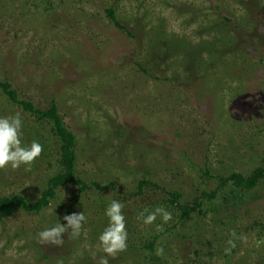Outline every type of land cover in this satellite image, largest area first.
<instances>
[{
    "label": "rangeland",
    "instance_id": "374dc122",
    "mask_svg": "<svg viewBox=\"0 0 264 264\" xmlns=\"http://www.w3.org/2000/svg\"><path fill=\"white\" fill-rule=\"evenodd\" d=\"M110 8L132 37L115 28ZM0 82L36 109L54 104L76 138L75 176L114 187L79 193L69 185L40 214L0 221V264H98L113 200L124 205L128 247L109 264H264V179L236 211L220 192L163 235L179 217L167 195L147 187L134 196L147 180L190 204L219 178L264 168V0H0ZM16 113L22 144L36 141L43 152L31 171L0 170V196L31 203L61 171L60 142L51 122L0 91V117ZM157 207L171 212L168 223L138 219ZM72 212L87 218L78 238L38 243Z\"/></svg>",
    "mask_w": 264,
    "mask_h": 264
},
{
    "label": "trees",
    "instance_id": "16d2710c",
    "mask_svg": "<svg viewBox=\"0 0 264 264\" xmlns=\"http://www.w3.org/2000/svg\"><path fill=\"white\" fill-rule=\"evenodd\" d=\"M105 12L115 28L124 31L128 37H132L127 29L119 23L112 8L105 10ZM139 69H141V67ZM141 71L144 74H147L144 69H141ZM0 91H2V93L7 96L10 102L21 106L25 112H29V114L53 124L54 135L60 142L58 162L61 167V171L59 173L48 179L46 189L43 190L41 195L34 202L30 203L18 194L0 196V221L11 218L20 211L30 214H40L44 209L48 208L51 201L55 199L56 191L69 185L79 187V193L86 192L90 188H96L101 192L106 191L107 189L114 190L112 185L100 186L95 182L91 185H88L75 176L74 169L77 160V155L75 152L76 138L71 132L67 130V128H65L63 119L58 114L57 107L54 104H52L50 109L47 111L36 109L32 103L19 99L17 92L12 89L8 82H0ZM204 174L205 176H209V172L207 170ZM263 179L264 168L261 167L256 169L250 177H244L240 174L232 173L227 178L218 179L219 186L216 188V190L212 192H202L199 196L192 199L190 204L183 203L184 196L181 192L166 191L165 189L160 188L156 183L147 180H142L139 182L137 192L134 196L137 197L141 195L143 189L147 187H153L156 190L163 191L167 195V198L164 201L166 208H168L169 211L175 210L179 217L172 226L166 228L164 232L161 233L163 235L171 230L176 229L181 221L183 222L193 214L199 213L204 202L210 203L214 200H217L219 198L218 194L220 192H224L222 197L223 207H231L232 210L236 211L240 206H242V204H244L243 194L254 190ZM229 184L233 186V191L231 194H229V192L226 193L225 191V188ZM226 194L229 195L227 196ZM76 201L72 205L76 204ZM212 211L214 212V210ZM161 234H157L150 242H148V244L144 246V249L153 251L156 246V241L161 236Z\"/></svg>",
    "mask_w": 264,
    "mask_h": 264
},
{
    "label": "clouds",
    "instance_id": "9594fccd",
    "mask_svg": "<svg viewBox=\"0 0 264 264\" xmlns=\"http://www.w3.org/2000/svg\"><path fill=\"white\" fill-rule=\"evenodd\" d=\"M251 100V98H249ZM22 119L20 113L14 116L0 117V170L19 169L25 166V171H31V166L43 152V146L33 141L29 146L22 144ZM124 205L113 200L105 210V216L108 218L107 227L99 235V247L106 254L101 257L98 264H109L107 257L116 258V256L127 250L128 232L126 220L123 214ZM145 213H148L145 215ZM157 216H160L163 223H168L172 219L171 212L163 207H157L154 211L148 212L144 209L138 216L143 219L145 225H152ZM86 216L83 212H72L65 214L63 220L66 223H57L38 233V243L42 245H51L61 247L64 243L63 235L69 233L72 238H78L81 234L83 224L86 222ZM163 225H157V231H162ZM164 249L157 248L156 255L163 256Z\"/></svg>",
    "mask_w": 264,
    "mask_h": 264
}]
</instances>
